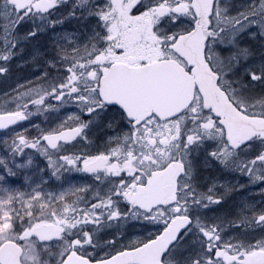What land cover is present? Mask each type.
<instances>
[{
	"label": "snow or ice",
	"instance_id": "obj_1",
	"mask_svg": "<svg viewBox=\"0 0 264 264\" xmlns=\"http://www.w3.org/2000/svg\"><path fill=\"white\" fill-rule=\"evenodd\" d=\"M0 264H264V0H0Z\"/></svg>",
	"mask_w": 264,
	"mask_h": 264
},
{
	"label": "flooded vegetation",
	"instance_id": "obj_2",
	"mask_svg": "<svg viewBox=\"0 0 264 264\" xmlns=\"http://www.w3.org/2000/svg\"><path fill=\"white\" fill-rule=\"evenodd\" d=\"M135 40H136L135 34L134 33L130 34L129 41H130V44L132 45V47L134 49L136 48ZM136 50L138 51V49H136Z\"/></svg>",
	"mask_w": 264,
	"mask_h": 264
}]
</instances>
